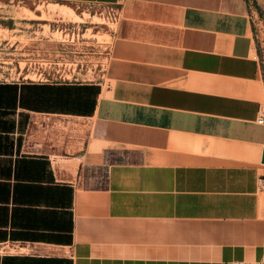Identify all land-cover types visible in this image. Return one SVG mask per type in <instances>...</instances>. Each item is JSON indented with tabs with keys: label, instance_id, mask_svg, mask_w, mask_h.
<instances>
[{
	"label": "crops",
	"instance_id": "1",
	"mask_svg": "<svg viewBox=\"0 0 264 264\" xmlns=\"http://www.w3.org/2000/svg\"><path fill=\"white\" fill-rule=\"evenodd\" d=\"M63 1L115 27L0 53V264H264L244 0Z\"/></svg>",
	"mask_w": 264,
	"mask_h": 264
},
{
	"label": "rangeland",
	"instance_id": "2",
	"mask_svg": "<svg viewBox=\"0 0 264 264\" xmlns=\"http://www.w3.org/2000/svg\"><path fill=\"white\" fill-rule=\"evenodd\" d=\"M244 2L264 79V0ZM115 16L116 4L63 0H0V27H5L0 29V53L4 57H25L28 58L27 62H30L31 48L36 47L37 42L40 49L45 51L50 47L52 40L72 43L77 38L76 33L82 32L85 36H96L99 40L109 41L108 34L92 35V31L99 28L113 29ZM6 27L14 30H7ZM86 27L90 28L85 30ZM6 63L12 64L13 61L7 59ZM96 63L101 64L100 60ZM21 64L23 65V62ZM100 67L102 66L99 65ZM2 74L25 75L13 71ZM27 76L36 77V73H28Z\"/></svg>",
	"mask_w": 264,
	"mask_h": 264
},
{
	"label": "built area",
	"instance_id": "3",
	"mask_svg": "<svg viewBox=\"0 0 264 264\" xmlns=\"http://www.w3.org/2000/svg\"><path fill=\"white\" fill-rule=\"evenodd\" d=\"M257 121L260 123H264V111L260 116H258ZM258 185L261 189L264 190V176H260L258 178ZM236 264H262V263H259V262L250 263V262L238 261Z\"/></svg>",
	"mask_w": 264,
	"mask_h": 264
},
{
	"label": "water",
	"instance_id": "4",
	"mask_svg": "<svg viewBox=\"0 0 264 264\" xmlns=\"http://www.w3.org/2000/svg\"><path fill=\"white\" fill-rule=\"evenodd\" d=\"M262 162H264V149H263V152H262V158H261Z\"/></svg>",
	"mask_w": 264,
	"mask_h": 264
}]
</instances>
